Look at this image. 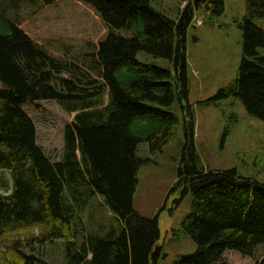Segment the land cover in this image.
Wrapping results in <instances>:
<instances>
[{
    "label": "trees",
    "instance_id": "1",
    "mask_svg": "<svg viewBox=\"0 0 264 264\" xmlns=\"http://www.w3.org/2000/svg\"><path fill=\"white\" fill-rule=\"evenodd\" d=\"M42 2L48 9L28 30L0 3V264H45L23 250L54 240L65 242V264H158L164 256L159 216H142L134 207L139 146L146 142L157 152L176 137L182 124L176 107L190 95L194 11L221 15L226 0H194L176 19L152 0ZM246 2L237 77L212 101L233 96L264 121V27L258 23L264 0ZM68 34L97 44L66 59L38 42ZM140 53L164 65L141 60ZM42 102L74 115L58 157L38 142L30 111L42 110ZM184 128L179 178L192 208L181 231L197 248L176 264H220L227 251L256 257L264 248V182L237 168L206 169L193 120ZM99 197L113 215L104 225L85 219ZM30 227L38 234L9 244L12 233ZM256 264H264V255Z\"/></svg>",
    "mask_w": 264,
    "mask_h": 264
},
{
    "label": "rangeland",
    "instance_id": "2",
    "mask_svg": "<svg viewBox=\"0 0 264 264\" xmlns=\"http://www.w3.org/2000/svg\"><path fill=\"white\" fill-rule=\"evenodd\" d=\"M0 3L25 30L48 9L42 0H0ZM152 4L176 19L188 5L194 6L195 3L194 0H152ZM246 4V0H226V8L221 15H214L204 8L194 11L187 39L189 101L176 107L182 124L176 137L160 151L151 152L146 142L139 146L138 156L143 163L139 170L134 207L142 216H159L161 238L158 244L164 256L158 264H176L181 255L193 253L197 248L191 236L181 231L182 223L192 208L191 195L183 197L181 194L183 184L179 178L186 123L193 120L196 151L206 169L237 168L243 175L264 182V121L251 116L242 102L233 96L212 101L221 88L237 77L243 57V33L238 23L246 14ZM258 23L264 27V20ZM38 42L66 59L93 50L97 44L70 34L45 37ZM261 51L264 53V48ZM138 58L164 65L162 59L145 53H140ZM41 105L42 110L30 111L37 125L38 142L52 157H58L64 146L65 126L74 115L67 113L57 102H42ZM226 130L228 135L222 146ZM98 200L97 207L86 211L85 219L90 222L93 218V223L104 225L113 215L104 206L102 198ZM33 234H38V228L18 230L10 235L9 244ZM3 250L10 251L5 247ZM23 252L45 264H65L66 261L64 240H54ZM262 255L263 247L258 249L256 257L227 251L220 264H256Z\"/></svg>",
    "mask_w": 264,
    "mask_h": 264
}]
</instances>
